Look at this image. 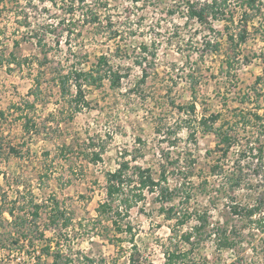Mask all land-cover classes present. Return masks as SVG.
I'll return each mask as SVG.
<instances>
[{
    "label": "rangeland",
    "instance_id": "1",
    "mask_svg": "<svg viewBox=\"0 0 264 264\" xmlns=\"http://www.w3.org/2000/svg\"><path fill=\"white\" fill-rule=\"evenodd\" d=\"M71 1L1 2L0 25L4 33L0 52L3 55L14 52L19 57L37 56L43 60L41 48L32 35L37 27L56 23L60 15L65 16L62 13ZM168 1L160 0L154 7L151 3L133 5L127 0H86L85 7L95 4L106 15L103 25L108 17L112 19L121 31V37L110 38L106 30L101 32L92 24L81 21L78 24L81 34L77 35V29L62 37L59 47L53 45V49L48 50V61L43 67L39 68L38 60L31 68H18L14 64L12 69L7 64L0 66V109L6 111V116L0 118V201L6 197L7 208L10 199L17 197L21 204L15 209L16 215L31 219L35 205L41 204L50 193L56 194L61 206L73 217V223L66 230L59 233L50 227L45 233L48 242H60L59 248L54 250H60L59 264H163L169 238L175 240L181 250L191 251L189 259L198 264H264V171H260L261 176L252 170L255 168L245 171L253 185L233 192L240 200L246 199L250 204L246 211L252 209V215H247L245 210L243 215L234 213L231 198L216 190L225 182L224 173L235 165L238 149L242 145L260 147V140L261 143L264 141V0H259L260 11L248 9L253 20L247 24L248 36L240 50L222 38L217 40L220 43L218 52H211V47L205 45L208 39L202 38L208 30L204 27L199 29L201 39H177L175 34L172 37L175 23L183 24L184 19L166 13L164 7ZM235 3L233 9L238 19L242 13L240 0ZM81 11L75 12L76 19L82 18ZM224 26V21L213 22L215 30L222 34ZM48 39L54 41L51 34ZM15 40L19 41L18 45L14 44ZM142 44L148 46V53L155 51V47L157 50L139 66L135 61L140 58ZM196 46L199 53L192 52L187 61L184 57L188 55V47ZM102 53L128 76L120 87H110L107 79L101 87H86L90 106L72 118L68 100L71 97L61 98L58 86L52 83L54 74L57 68L70 62L68 59H82V67L87 69ZM227 53L235 67L231 74L227 72ZM191 65L199 66L201 70L198 106L194 115L180 116L178 107L193 99L190 83L185 77ZM143 69L148 76L141 82ZM37 75L43 81L42 96L35 108L25 109L41 124V130L26 134L22 130V121L11 116L9 106L19 104L22 99L33 101V96L29 97L28 93ZM259 76H263L260 82ZM137 82L140 85L135 87ZM218 112L221 116L213 121L209 114ZM203 116L207 119L205 123L200 121ZM160 121L167 125L180 122L183 126L178 130V139L173 137L163 141L164 133L158 131ZM220 127L234 137L226 157L220 150L223 146H217L216 132ZM191 129L196 130L192 136L189 135ZM139 136L143 139L145 154L135 164L152 166L156 173L161 149L182 153L180 168H170V174L176 173L168 182L170 186L184 179L182 171L193 158L197 159L194 167L201 171L202 179L194 175L190 180L198 184L206 179L209 186L206 190L196 191V197L187 208L202 209L208 221L202 224L203 221L190 219L173 228L175 220H167L159 214L158 203H152L153 195L148 194L147 205L133 208L128 218L117 217L119 221L132 223L136 234V245L133 246L130 235L116 234L111 222L99 218L97 208L106 197L105 172L118 166L121 152H133L139 147L136 140ZM10 144L17 153L9 151ZM100 147H104L102 160L93 163L87 154ZM217 163L223 167L222 173L220 170L213 174ZM38 211L40 217L28 232L34 239V247L18 244L12 250L0 248V264H37L34 257L44 241L35 237L39 236L38 227H47L50 209L43 207ZM5 216L10 221L7 213ZM219 226L226 228L229 239L234 242L231 248L221 250L217 247ZM19 229L4 222L0 233L10 241L7 236L10 232L17 235ZM186 234L191 235L189 239ZM118 237H121V243L117 242ZM52 254L39 264H52Z\"/></svg>",
    "mask_w": 264,
    "mask_h": 264
},
{
    "label": "trees",
    "instance_id": "2",
    "mask_svg": "<svg viewBox=\"0 0 264 264\" xmlns=\"http://www.w3.org/2000/svg\"><path fill=\"white\" fill-rule=\"evenodd\" d=\"M4 1L5 0H0V3ZM34 1L35 0H27L28 3H32ZM127 1L133 5H137L139 3L147 5L151 3L154 7H157L160 4V0ZM85 4L86 0H72L70 6L64 8L65 11L62 14L65 16L60 15L57 18L58 20L56 23H47L41 28L37 27L35 34L32 36L37 39V45L40 46L41 52L44 55L43 60H40L37 56L19 57L14 52H10L8 55H3V52H0V66L7 64L9 65L8 68L12 69L11 66L14 64L18 68H22L23 66L31 68L34 62L38 60L40 66L39 68L43 67L48 61V50L50 48L53 49V45L59 47L62 37L72 34L74 30L77 29V35L81 34V30L78 28V24L81 21L85 24H92L94 29H98L101 32L106 30V34L110 38L122 36L119 27L114 25L111 18L108 17L106 25H103V18L106 17V15H103V12L98 6H95L94 4L92 6L85 7ZM165 6L166 7L164 8H166L167 14L179 15L184 19L183 24L175 23L172 31V37L173 34H175L177 39H201L200 35H198L199 29L200 27H204L208 30V33H203L204 35L202 39H208L206 40L205 45H209V48L211 47V52L219 51L218 46L220 43L217 40L222 38L226 39L228 44H234L235 48L240 50V46L246 41L248 36L247 24L250 20H253V15L248 12V9L252 8L253 10H256V12L260 11L259 0H240L239 8L242 10V13L241 17L238 19L233 9L236 6L235 0H169ZM77 9L82 10V18L80 19H76L75 17ZM67 15L68 17H66ZM219 20L225 22V32L223 34L215 30L213 27V22ZM39 30L41 31L39 32ZM187 32L189 33L186 34ZM3 33L4 29L0 25V42ZM49 34L53 36L54 41H52V39H48ZM169 38H171V36ZM14 44L18 45L19 41L15 40ZM140 48V58L136 59L135 62L139 66H142L144 62L148 60V56L152 57L156 54L157 48L155 47V51H152V53H148V46L146 44H142ZM197 48V46L188 47V55L184 58L189 61L192 52L199 53V49ZM228 54L229 53L226 55V66L229 68L227 72H230L231 74V70L235 67H233L230 63L229 59L231 56ZM5 56L7 57L4 59ZM68 60H70L68 64L57 68L58 71L55 72L52 83L58 86L61 98L66 99L67 96L71 97L68 100L71 104L70 110L72 118L76 113L80 112L85 107L90 106V100L87 97L86 87H101L104 85L105 79L109 81L110 87H120L122 85V80L128 76L127 73L123 72L119 67L115 68L111 64L108 55L105 53L100 54L96 61L91 63L87 69L82 67V59H76L74 61H71V59ZM222 67L224 66L222 65ZM200 72L201 70L199 66L191 65L189 71L185 75L186 79H188V82L190 83L189 85L193 99L186 105L178 107L180 116L181 114H185L189 117L194 115L197 110V92L200 82ZM147 76L148 74L146 69H143L141 82H144ZM231 76L233 78L236 77L235 73H232ZM257 80L260 82L263 80V76H259ZM34 83V86L30 88L28 93L29 97L33 96V101H30L29 99H22L23 101L19 104L13 103L9 106L11 116H13L14 120L22 121V130L26 134H32L41 130V124L37 122L35 117L25 109L35 108L40 101V95L43 87V81L40 75L35 76ZM138 85H140V82H137L135 87H138ZM57 102V104H59L60 99H58ZM5 116L6 111L0 109V118ZM220 116L221 114L219 112L209 114V117H211L213 121H216ZM256 117L261 118L259 115H256ZM200 121L201 123H205L207 119L203 116ZM244 121L246 122L245 118ZM188 124H190V121ZM182 126L183 125H181L180 122L176 125H167L163 121H160L158 124V131L160 133H164L162 137L163 141H168L173 137L174 139L177 138L179 133L178 130L182 128ZM195 131V129H191L189 135H194ZM216 134L218 136L217 146L219 148L223 146L220 150H222L223 156L226 157L234 144V137L228 131H222L221 127L218 129ZM136 140L139 147L135 148L133 152L131 150L121 152L118 166L115 169L107 170L105 172L106 197L97 208L99 218H105L107 221L111 222L116 234L127 233L130 235L129 240L131 241V244L135 246L136 234L132 223L130 221H119L117 220V217H121L122 219L128 218L133 208L147 205V196L148 194H152V203H158L159 205L157 206V212L163 215L167 220H175L173 228L175 226L186 224L190 219L203 221L202 224L206 223L208 218L202 209L197 207H192L191 209L187 208L190 202L196 197V191H199L200 189L206 190V187L209 186L206 179H203L198 184H193L190 180L194 175H197L200 180L202 179L201 171H197L194 167L197 159L193 158L189 162L187 169L184 172L182 171L184 179L180 181L178 180L177 183L170 186L168 182L170 178L176 174H170V168L172 166L180 168L179 162L182 158V153L172 149H161V159L158 164V173H156L152 166L135 164L136 160L143 157L145 154L142 150V137L139 136ZM261 142L262 141L260 140V147L242 145L238 149L234 160L235 165L228 172L224 173L225 176H223V179L225 182H222L223 184L219 185L220 187L216 189L217 191H220L221 195H224L226 198H231L233 203V212L236 214L243 215V210L247 212L246 210L250 205L246 199L242 201L238 198L236 193H233L236 189H242L246 186L250 187L253 185L252 179L248 178V174L245 173V171L255 168L252 170L259 176L262 174L260 171H264V149ZM0 148H2L1 144ZM8 148L11 153H17L16 148L11 144ZM67 148L71 150L73 147ZM103 153L104 147H100L98 150L91 149V152L87 154V158H89L93 163H97L102 160ZM128 155H130V157H128ZM220 160H218V162H220ZM222 170L223 167L217 163L213 167V174H216L217 172L222 173ZM176 178L179 179L178 175H176ZM187 184H189L188 187ZM176 199H178L177 203H175ZM6 200L7 198L5 197L3 199L1 198L0 201V228L4 225V222H9L14 226L20 227V229L17 231V235L16 233L11 234L10 232L7 236V238L11 239L10 241L4 239L5 234L0 233V238H2L0 239V248L12 250L16 248L18 244H24L27 248L34 247V239H31L32 235L31 237L28 236V232L32 228V224L36 223L37 218L40 217L38 209L47 207L50 209L49 214L47 215V227L43 226L42 229L38 227V230H40L39 236L35 237V239H41L44 242L42 243L41 249L38 251V255L34 257V261L39 264L41 260L46 259L52 252V264H59V260L61 258L60 250H54L56 247L59 248L60 242H48V239L45 238V233L50 227L55 231L59 230V233L62 232L63 229L66 230L73 223V217L68 215L64 207L61 206V202L57 199L56 194L50 193L41 204L35 205L36 209L33 211L31 219L26 217V215H16L15 209L18 207V204H21L17 197L10 199V204L7 208L5 207ZM49 203H51L52 206H49ZM22 204H25V201H23ZM140 210H143V208ZM249 210L250 211L247 212V215H252V209ZM6 213L11 217L10 221H8L9 219L5 216ZM218 228L221 229V231L218 229L219 237L217 247L224 250L234 246V242L231 241L227 235L226 228H224V226H219ZM186 235L188 239L191 236L190 234ZM121 240V237H118L117 242H120ZM8 243H12L13 245H9ZM193 244L196 245L195 242ZM190 252L188 250H181L178 243L175 240L174 242L171 241V238H169V244L164 249L165 261L163 264H198L196 261L189 259Z\"/></svg>",
    "mask_w": 264,
    "mask_h": 264
},
{
    "label": "built area",
    "instance_id": "3",
    "mask_svg": "<svg viewBox=\"0 0 264 264\" xmlns=\"http://www.w3.org/2000/svg\"><path fill=\"white\" fill-rule=\"evenodd\" d=\"M262 145H263V148H264V141H263Z\"/></svg>",
    "mask_w": 264,
    "mask_h": 264
}]
</instances>
